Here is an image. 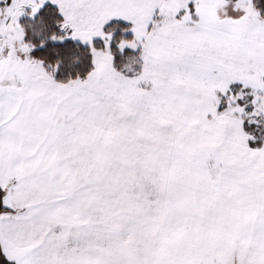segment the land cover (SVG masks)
Listing matches in <instances>:
<instances>
[{
    "label": "snow or ice",
    "instance_id": "obj_1",
    "mask_svg": "<svg viewBox=\"0 0 264 264\" xmlns=\"http://www.w3.org/2000/svg\"><path fill=\"white\" fill-rule=\"evenodd\" d=\"M0 264H264V0H0Z\"/></svg>",
    "mask_w": 264,
    "mask_h": 264
}]
</instances>
